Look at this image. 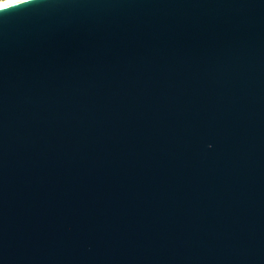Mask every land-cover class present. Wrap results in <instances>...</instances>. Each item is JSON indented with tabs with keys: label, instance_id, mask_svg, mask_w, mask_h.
Returning <instances> with one entry per match:
<instances>
[{
	"label": "water",
	"instance_id": "obj_1",
	"mask_svg": "<svg viewBox=\"0 0 264 264\" xmlns=\"http://www.w3.org/2000/svg\"><path fill=\"white\" fill-rule=\"evenodd\" d=\"M0 264H264V0L0 8Z\"/></svg>",
	"mask_w": 264,
	"mask_h": 264
},
{
	"label": "snow or ice",
	"instance_id": "obj_2",
	"mask_svg": "<svg viewBox=\"0 0 264 264\" xmlns=\"http://www.w3.org/2000/svg\"><path fill=\"white\" fill-rule=\"evenodd\" d=\"M20 2H23V0H0V8H5L10 6L11 4Z\"/></svg>",
	"mask_w": 264,
	"mask_h": 264
},
{
	"label": "bare ground",
	"instance_id": "obj_3",
	"mask_svg": "<svg viewBox=\"0 0 264 264\" xmlns=\"http://www.w3.org/2000/svg\"><path fill=\"white\" fill-rule=\"evenodd\" d=\"M23 1H26V0H23ZM14 4H16V3H14ZM11 5H13V4H11Z\"/></svg>",
	"mask_w": 264,
	"mask_h": 264
}]
</instances>
